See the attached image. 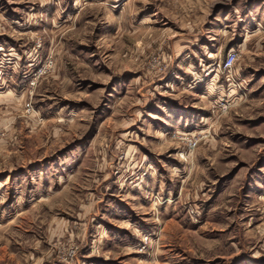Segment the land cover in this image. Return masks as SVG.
Returning <instances> with one entry per match:
<instances>
[{
  "label": "rangeland",
  "instance_id": "374dc122",
  "mask_svg": "<svg viewBox=\"0 0 264 264\" xmlns=\"http://www.w3.org/2000/svg\"><path fill=\"white\" fill-rule=\"evenodd\" d=\"M0 264H264V0H0Z\"/></svg>",
  "mask_w": 264,
  "mask_h": 264
},
{
  "label": "built area",
  "instance_id": "2783aa9c",
  "mask_svg": "<svg viewBox=\"0 0 264 264\" xmlns=\"http://www.w3.org/2000/svg\"><path fill=\"white\" fill-rule=\"evenodd\" d=\"M235 57H236L235 56V53H233V52L228 53L227 56H226V58H225V62L223 64V67L225 69L230 68L233 60L235 59Z\"/></svg>",
  "mask_w": 264,
  "mask_h": 264
}]
</instances>
